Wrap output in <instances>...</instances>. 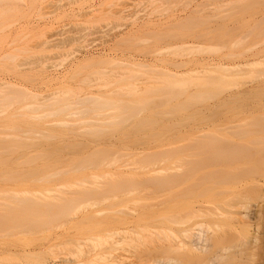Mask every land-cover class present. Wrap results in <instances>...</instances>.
I'll list each match as a JSON object with an SVG mask.
<instances>
[{
    "label": "bare ground",
    "instance_id": "1",
    "mask_svg": "<svg viewBox=\"0 0 264 264\" xmlns=\"http://www.w3.org/2000/svg\"><path fill=\"white\" fill-rule=\"evenodd\" d=\"M7 2L10 1L0 0V24H3L2 26L11 21L10 18H8L10 15L9 12L12 9H15L13 5V8L7 5L8 9L6 10L4 5ZM198 6H200V3L197 7ZM16 9L19 10V8ZM250 9H253V6L248 10ZM5 13L9 15L5 16ZM213 17H215V14L212 18L211 16H205L202 22H205V25L209 22L211 23L214 21ZM205 19H211L212 21L210 20L206 23ZM215 21L218 22L217 20ZM2 26L1 28H3ZM187 26H183V29H178V32L174 35H182L186 33L184 32L185 29L193 30V28H195L193 25H190L189 27ZM209 32V34L212 33V31ZM1 34L2 33L0 32V35ZM206 34L209 35L206 32L204 35L202 34V36L198 35L197 38H204L206 37ZM4 39L5 36L3 37L2 34V37H0V58L2 57L0 60V68H3V66H6L7 68L8 63L5 59L13 60L17 58V56L15 57L12 56V54L7 53L8 49H3L5 43ZM238 43L240 46V42ZM235 44L237 45V43ZM203 46L195 47H197L199 51H202L205 50V48H202ZM4 47H6V44ZM171 47L172 48L169 46L166 47L165 54L163 50L164 47H159L160 49L156 48L157 50L148 48L151 52L144 54L141 62L133 64V66L146 68L151 72L163 71L164 73L161 77H157L158 75L156 74L155 77L153 73L148 74L153 75L152 77L154 78L149 76L148 79H151L149 80V83L147 82L148 80H146L147 85L144 84V87L138 85L135 76L138 77L137 81L141 79V76L140 74L138 75L135 73L134 75L131 71L132 69L129 70L132 76L129 74L130 72L127 71V78L122 77V79L119 78V80H109L108 76H106L107 78L104 80H106L107 83L109 82L110 85H114L115 88L111 89L110 93H99V95L96 96L89 94L82 96L79 92H75L72 89H66L55 99H37L33 94L17 90H12L9 93H2L1 89L12 87L13 84L9 81H3L0 84V114L2 115V112H5V116H0V233L10 235L16 233V229L35 231L39 228L48 229L65 223H71V225L74 224L77 226L79 223L74 220V217L81 212V222L79 224L80 226H78L83 232L85 231V234H87L86 230L89 231L90 233L88 232V235L90 236H93L97 230H107V227L110 230L112 228L115 230V228L117 229L118 226L122 224L119 226L122 228L124 221L126 224L129 223L127 220L129 217H127V215H121L122 212L125 213L124 210L113 208L116 216L113 214L112 210L111 215L106 213V217H104L105 215L103 218L101 217L102 221L99 217H96L95 219V216L97 215L96 212H100L101 210L94 209L93 211L88 212L83 210H85L87 206H91L92 201H97L101 198L106 199L110 196L121 195L126 191L132 192L135 190H145L151 194L164 196L166 200H163V202L165 201L167 204L164 203L166 204V207L164 206L165 208H163L164 211L161 209L158 211L142 212L140 216H138L142 218H140L139 221L141 220L144 222L146 218H148V220L151 218L149 222H161L152 225V227L161 224L163 225L160 229L156 226V230L153 227L154 231H151V226H148L149 228L151 227L150 229L148 227L146 228L151 231L150 233L147 230L149 236L151 234V239L149 236L147 237V235H143L142 232H139L145 228L139 231L136 230L135 232L138 231L137 233L130 232L129 230L130 233H135L132 234V236H138L136 237V239L138 238V241L142 236L144 239H140V242H144L141 243V246L140 242L138 243L135 239L134 242L138 245L135 247L136 245L133 243L135 246L133 245L132 247L136 249L130 246L134 251L137 250L136 254L141 250L144 254L140 252V257H144L143 255H145L144 258H146L148 250L145 254L143 247L147 244H149V246L151 244V248L149 247V250L151 251L147 254L149 255L148 258H146L147 260L143 258L145 262L142 259V261L138 260L135 253L134 256L131 254L132 258L127 257V261H130V259L134 260L136 257L139 264H142V262L146 263L147 261V264H247V262L250 261V258L251 262L254 261L253 256L257 260L256 255L258 257V254L264 251V205H258L259 209L256 208L257 210L251 213L247 212V208H250L247 203L251 199L255 200L254 197H256V200L260 203L261 200H258V198L260 199L261 197L262 199V197H264V182L261 181L263 175H261V177L258 176L261 174V172L260 174L258 173L260 168L264 171V143L261 146V141L263 142L264 140H261V138V141L256 140L260 145L259 143L258 145H255L256 142L252 140L256 136V131L258 133L259 129L260 131L262 128L264 129V119L261 118L260 121L259 118L255 120L242 118V121L239 123H235L233 120V123L231 122V124L233 125L235 123L238 127L233 125L232 128L231 125H229L225 129L223 126H220L223 125V123L218 124V122H216L214 124H218L219 126L215 125V127L214 124L213 126L211 124V126H208L210 129L207 127L209 132L206 131L207 128H203L204 125L201 126L208 134H212L213 129L216 130L217 128V130H219L221 127V131L219 130L220 133L214 130L215 132L213 135L216 134V137L213 136L214 138H210V134L208 135L206 132L203 134L201 133V135L204 136L201 137L199 134V131H201L199 129L201 127L199 128L198 126V130H195L199 135L197 136L195 131L193 133L197 137L193 136L191 130H189V134H191L189 135L190 139L187 137L188 139H186L185 143L180 144L181 146L173 147L171 145H173L174 142L171 141V144L168 143L172 147L171 148L168 144H165L167 143L166 136L168 135L173 138L170 139L168 137L170 140H175L174 138L176 137L170 135L176 131L177 127L174 129L172 126L166 125V128H160L162 127L161 123H163V120L160 118L163 119L165 113L186 111L193 105V103L203 99H210L212 96L218 95L222 89L229 87L234 83L232 81L233 79L231 81H227L228 77L225 79L226 76H228V72L225 71H229V74L232 71H245L247 68L256 64L257 61L254 58L259 54L261 55V53H259L260 51H257V49L252 54L250 53L249 55L244 56V59H236L235 61H233L235 58L232 61H226V58L224 59L223 57V59H184L181 57L186 53H183V51H185L184 49L186 48V51L188 50L187 48L195 50V48H193L194 46L187 47L186 43H183L180 45L177 44V47H175V44L174 46L171 45ZM252 48L253 47L250 49ZM194 50L187 52L192 53ZM247 50L246 52H248ZM246 52H240V55L241 53L245 55ZM175 56H180L181 58ZM4 62H6V64H4ZM191 63L197 66H203L204 68L184 70V68ZM216 69L224 71L225 73L220 72L219 74L221 75L218 77L210 75L193 76L192 78H189L188 76V78L186 77V75H190L192 72L200 73L202 70H209V73L210 71L214 73V70ZM223 74H225V76H223ZM129 75L132 79H128L130 78ZM109 78L111 79V77ZM234 84H236V82ZM140 88H143V90L140 91ZM193 88H195L196 91H191ZM263 96L264 93H254V95L237 94L232 95L231 99H261ZM29 98H32L30 100L34 101V105L31 107H27L23 104V102ZM155 99H159L161 102L158 101L156 102L158 104H156L154 102ZM179 99L184 100L181 101ZM174 100L178 102L172 105ZM15 103L20 104L21 109H25L26 111L23 113L15 111V113H9L7 107L10 108ZM47 107L52 109L48 113L52 114L55 119L44 120L48 113L42 112L46 111ZM6 110L8 111L7 115ZM143 110L147 111L148 114L146 113L147 115L137 118L138 115H141V111ZM77 113H82L83 115L74 119V124L79 125L74 128L73 124L66 119V114L75 115ZM93 118H96V122H94ZM135 118L137 119L134 120V122L133 119ZM184 118V121L186 122L188 116H184ZM201 120V122H203L204 118H201ZM168 126L171 127V129H168ZM212 127L213 129H211ZM229 127L231 130H228ZM143 129H147L151 135H148L149 133H147V130L144 131ZM142 131L147 133L146 135L149 139L153 137L151 143L155 139H159V143L155 144L154 142H156V140L153 143L156 146L157 144L163 143L167 148L165 145V148L163 145V148L160 145L156 148L154 144V146H152L147 142L146 144H150L152 148H155L152 149L147 145L151 149L150 150L147 146V148H144L143 145L144 149L141 150L140 148L138 151L147 150L146 152L144 151L145 153H140V151L139 153L137 152L139 156L134 152H131L132 154L129 152L125 153L126 155H123L125 159L129 158V160H133H128L127 162L129 164L128 166H131L130 171L125 169L128 172H122L123 168L121 170L119 168H121L124 163H120L119 166L115 165L120 157H123L115 152L118 150L115 148L119 145L116 144V140L118 139L117 141H120L119 143L122 144L123 142L122 145H125L127 144L126 142H129V140L131 141L132 138L140 139L139 137H142L140 134ZM224 131H226V134ZM175 133L178 134V132ZM206 134V137H209L212 141L209 140V138H206L207 140H205ZM219 134H222V137H219ZM173 135L176 136L175 134ZM10 137L12 138L10 139ZM178 137H180V139L178 138L180 141L182 139L180 134ZM250 137L252 139H250ZM34 138H38L37 142H35ZM112 138L117 139L112 142ZM38 140H40V142H38ZM183 140H185V138L181 141ZM110 142L116 145L109 144ZM138 144H141V142L137 143V147L139 146ZM254 148L256 152L253 150ZM33 149L37 151L39 150L41 153H38L39 155L37 153V155H34L31 153ZM260 149L261 151L263 149L262 153L261 151L259 152ZM68 153L70 154V157ZM115 154L118 155V157H114ZM133 154L136 156L134 158L130 157L131 155L134 156ZM140 154L142 155L140 156ZM67 155L68 159H65ZM127 155L128 157H126ZM251 160H255L256 162H254L257 164H250ZM162 161L166 163V165L164 164L165 166L159 164ZM248 161H250L249 164H247ZM113 164L116 167H114V169H116L115 171L110 167L114 166ZM244 164H247L248 167L250 165H257L258 167L255 166L256 168L254 166H250L249 168L251 170L255 168L254 171H259H256V174L254 171H252V173L246 165L243 166L246 170H243L241 167ZM108 166L110 168H108ZM128 166L125 165V167ZM139 168L140 170L142 169L141 172H139ZM110 169L112 170L110 171ZM143 169L146 171L144 172ZM162 171L165 172L163 173ZM247 176L250 178L251 176L254 177L252 179L249 178V180L245 178ZM245 201L248 202L246 203ZM146 205L150 206V204ZM242 209L246 212L241 211ZM125 214H127V212ZM117 216L120 217L114 218ZM83 219L87 223L83 222ZM94 219L97 221L100 220V222H97ZM152 219L155 220L153 221ZM157 219L159 221H157ZM136 220L138 221V218ZM136 220L134 221L138 225L134 226L140 228L142 223L140 224L141 221H138L139 223H137ZM148 220L146 219L145 221L147 222ZM130 222L132 221L130 220ZM125 223L124 225H126ZM102 224H104V226ZM112 225L115 227H112ZM75 226L72 225V227ZM252 226L256 227L254 228V231H252ZM123 228V230L126 229L125 226ZM92 230L94 231L93 233ZM100 231L98 233L103 234V231ZM129 232L124 235H128L130 239L132 238L131 240H134V237H132ZM98 233H95L96 239L99 237L97 235ZM90 236L85 238L91 239L90 241H92L94 236L93 238ZM100 237H103V235ZM126 237H123L125 241L123 238L121 241L123 240V244L124 242H127L125 244L129 246L128 243L133 241H130V239V242L126 241L128 240ZM103 238H105V236ZM107 238H105L106 242L109 240V238L108 240ZM96 239H93L91 243L93 248L104 245L105 241L99 243ZM33 240L34 238H29L26 239L25 242L29 243ZM94 240L95 244L96 241L98 242V246H95L93 243ZM2 241L6 242L8 239L4 238L1 242ZM116 241L119 243V240ZM78 245L80 246V244ZM92 245H89V247L84 245L81 246L89 249ZM81 246H76V248H81L80 250L83 253L86 248L82 250ZM138 246L142 249L139 250ZM93 248L91 249L93 250ZM78 249L76 251L80 254ZM88 249L84 251V256L87 253L91 255L93 251H96L94 249L89 252L90 250L88 251ZM120 249L121 248H119V250ZM70 251L75 255L76 251L72 252L73 249H70ZM249 251L252 253L254 252V255ZM256 251L259 253L256 254ZM130 252L132 251L130 250ZM96 254L98 255V253ZM96 254L93 256L98 258ZM246 254H248V257ZM262 255L263 254H259V257L261 258ZM101 256L102 254L99 255V257ZM150 256H152V258ZM149 257L151 259H149ZM260 258H258V260ZM120 259L122 258H119L118 262L115 259L116 262L113 261V264L127 262L124 260L125 258L122 260ZM93 260L91 261L93 262ZM105 260L107 261L106 257ZM255 261L252 264H264L260 260L259 262ZM66 262L69 263V261ZM92 262L90 263L92 264ZM95 262L93 263L95 264ZM126 264H135V262L131 261Z\"/></svg>",
    "mask_w": 264,
    "mask_h": 264
},
{
    "label": "rangeland",
    "instance_id": "2",
    "mask_svg": "<svg viewBox=\"0 0 264 264\" xmlns=\"http://www.w3.org/2000/svg\"><path fill=\"white\" fill-rule=\"evenodd\" d=\"M9 1L11 3L7 2L4 5L6 10L8 9L7 5L12 8L14 6L15 9L19 8V10L12 9L9 12L12 17L9 14L5 13V16L9 15L8 18H10L11 21H9V23L7 24H4V26H2L3 24H0V30L4 29V30H1L0 32L3 34V37L5 36L4 45L6 44V47H4L3 45V49L4 48L5 50L8 49L7 53H10L12 54V56H15V57L17 56V58L13 60L5 59L7 60L6 62L8 63L7 68L6 66L5 67L3 66L4 64H6V62H4V64L2 65L3 68L2 67L0 68V84L3 81H9L13 84L12 87L3 88L4 90L1 89L2 93H9L12 90H17L20 92H26L29 94H33L35 95V97H37V99H55L64 90L72 89L75 92H79V94L82 96H85L86 94L96 96V95H99V93H110V90L115 88L114 85L112 86L109 84V82L107 83L106 80H104L105 78H107L106 76H108L109 80H117V79L119 80V78L122 79V77L127 78L128 77L126 76V74H128L127 71L131 69H132L131 71L133 72V74L134 73L138 75L140 74L141 79L137 81L138 77L135 76L136 77L135 80L140 87H144L145 85H147L146 80H148L147 82L149 83V80L151 78H154L152 77L153 75H148V74L153 73L154 75L155 74L158 75L157 77H161L164 75L163 71L151 72L150 70L148 71L146 68H140L138 66H133L134 63L141 62L143 60L144 54H148V52H151V50H148V48L157 50L156 48L164 47L163 50L165 54L166 47L169 46L170 48H172L171 45L174 46L175 44V47H177V44L180 45V44L186 43L187 47L194 46L193 48H195V50L192 48L190 49L187 48L188 49L187 51H190L191 49L194 50L192 53H190L192 50L190 52H187L185 48L184 49L185 51H183V53L185 52L186 53L183 56H181L184 59H187V58L188 59H197V58L220 59L223 57L224 59L226 58L225 59L226 61H232L234 58L235 59L233 61H235L236 59L237 60L238 59L240 60L242 58L244 59V56H247L250 53L252 54L254 51L258 49L257 51H260L259 53H261V55L259 54L258 56L254 58L257 61L255 65H253L250 68H247L245 71H242V72L232 71L229 74V71H225V72H228V76H226L225 79H227V77H228L227 81H231L233 79L232 81L234 83L236 82V84L232 82L233 84H231L229 87L222 89L218 95L212 96L210 99H203V100H199L196 103H193V105L186 111H182V112L179 111L175 113H172V112L165 113V115L163 116L164 118L163 119L160 118L161 120H163L162 121L163 123H161L162 127L160 128H163L166 125H170L174 129L176 127L178 128V129L176 128V131L173 132V134H175L176 136H174L173 134L170 135V136L176 137L174 138L175 140H170L173 138L169 137L168 135L167 136L164 135L167 137V138L165 137L167 139L166 141L167 143H165L164 141L163 142L167 145L168 143L172 141L174 142L173 145H171L173 147V146H179L180 144L186 142V139H188L187 137L191 135L189 134V130H191V133L193 136L197 137L200 134V136L202 137L203 135H201V133L203 134L206 131L209 132L208 130L210 128L208 126H211V124L213 126V124L216 122H218V124L223 123V125H220V126L221 127L223 126L225 129L229 125H231L232 128H233V125L238 127L235 123L241 122L242 118L254 119V120L259 118L260 121H261V118L264 119V96L261 99H256V98L231 99L232 95H237V94L238 95H248V94L254 95V93H264V4H263L264 0H262V3H261V0H9ZM199 3H200V6L197 7ZM251 4L253 6V9L248 10L250 7H252ZM214 14H215V17H213L214 21L211 22L212 24L210 22L207 23L211 19L210 20L205 19L207 23L206 25H205V22H202L205 16H211L212 18ZM219 17L220 18L222 17L223 19L221 18L220 20ZM215 20H217L218 22H216ZM190 25L195 26V28H193V30L185 29L184 30V32H186L185 34L174 35L176 32H178L177 31L178 29L182 28L183 26L189 27ZM1 26L3 28H1ZM209 31H212V33L209 34L210 33ZM206 32L209 35L206 34L205 35L206 37H204L205 39L203 37L197 38L198 35L202 36V34L204 35ZM2 34L0 35V37H2ZM238 42H240V46ZM235 43H237V45ZM195 46L197 47L203 46L202 48H205V50L199 51L198 48ZM251 47H253L252 48L253 50L250 49ZM196 50L198 51L195 52ZM246 50L248 52L249 51L251 52L248 53L246 52ZM244 51L246 52V54L244 53L245 55L242 54ZM240 52H242L241 55H240ZM152 53H153V50H152ZM170 53H171V50H170ZM175 57L181 58L180 56H175ZM195 68L202 69L204 67L197 66L191 63L190 65L186 66L184 70H187V69L193 70ZM208 71L209 70L207 71L202 70L200 73L192 72L190 75H186V77L188 76L189 78L190 77L192 78L193 76L195 77V76H204V75L218 77L219 75H221L219 74L220 72L225 73L224 71H219V69L214 70V73L211 71L209 73ZM129 74L132 76L131 72ZM149 76L151 78L148 79ZM223 76H225V74H223ZM109 77H111V79ZM128 79H132V78L130 77ZM140 89H139L140 91L143 90V88H140ZM191 91H196V89L193 88ZM30 99L32 98L27 99L25 102H23V104L27 107L33 106L34 101L33 100L31 101ZM179 100L182 101L184 99H179ZM158 101L161 102V100L159 99L154 100L155 103ZM176 102L178 101L174 100L172 105L175 104ZM144 105H147V104H144ZM8 108L9 107H7V110L9 111V113H12V112L13 113L15 112L23 113L26 111L25 109L22 110L20 104L18 103H15L9 109ZM7 110H6L7 112L6 115L8 114ZM51 110L52 109L50 107H47L46 111L42 113H48ZM146 113L147 111L145 110L141 111V115L140 116L138 115L137 118L138 117L140 118L148 114ZM2 115L5 116V112H2ZM2 115L0 114V116ZM82 115H83L82 113H77L75 115L66 114V119L69 120V122L72 123L73 127L75 128V127H78L79 125L74 124L75 123L74 119H77ZM184 116L185 117L188 116L187 118L188 120L186 119L187 120L186 122L184 121L185 120ZM137 118L133 119V121L136 120ZM201 118L202 119L204 118L203 122H201L202 121ZM49 119H55V117L52 114L48 113V115L44 118V120L46 121ZM95 119H94V122H96ZM233 120L235 121V123L232 125L231 122L233 123ZM165 122L166 124L164 125ZM218 124H214V126L215 125L219 126ZM198 126L199 128L203 126L204 129L207 127L209 129L207 128V130L205 131L201 127L202 129L200 128L199 130L201 131L203 130V131L202 132L199 131L200 133L198 132L199 134H197L196 130H198ZM169 128L171 129V127L168 126V129ZM211 129H213V127ZM229 129L231 130L230 127L228 128V130ZM146 130L147 129H145L144 131ZM214 130L215 129H213V131L211 130L212 134L209 133L210 138L213 136L216 137L215 136L216 134L213 135L215 131L218 133H220L221 131V130L220 131L217 130V128L215 131ZM144 131L140 133L142 137L138 136L140 139L132 138V140L131 141L129 140V142H126L127 144L125 145H122L123 142L122 144L119 143L120 141H117L118 140L117 138H116L117 140L112 138L113 139L112 142L116 140V144L117 145L119 144V145L117 148H115L112 145L111 146L115 148L116 150L118 149L115 152L122 156L128 152L130 154H132L133 152L135 154H138L139 151L140 153H143L144 151L146 152L147 149L144 151H141V150L144 148H147L148 147L147 145H149V147L152 148L150 144L154 146L156 143H159L158 141L159 139L158 140L155 139L156 142H154L155 140L154 141L152 140L155 144L153 142L151 143V139H153V137L151 136L152 138L150 137L151 139H149L148 136L146 135L147 133H149L148 135H151V133L148 130H147V133ZM194 131H195V134H197V136L193 134ZM175 132H178V134ZM224 132L226 134V131ZM218 133H217V136H218ZM179 134L182 139L185 138V140H183L184 142L181 141L182 139L179 141L180 139V137H178ZM207 134L205 135V140L209 138V137H206ZM168 137L170 139H168ZM219 137H222V134H219ZM11 138L12 137H10V139ZM38 138L36 139L34 138L35 142H37ZM210 138L209 140L212 141V139ZM254 138L252 139L250 137V139L256 142L255 145H258L259 142L257 141L264 140L263 139L264 129L262 128L261 131L259 129L258 133L256 131V136ZM26 140H29V139H26ZM38 142H40V140H38ZM112 142H110L109 144L116 145ZM139 142H141V144L143 142L144 143L142 145L138 144L139 146L137 147V143ZM147 142H149L150 144H146ZM263 143L264 141L263 142L261 141V146ZM170 144H168V146H170ZM143 145H144V148H143ZM159 145L162 147L163 143L157 144L158 147ZM149 147L148 149H150ZM140 148L141 150L138 151V149ZM253 150L255 151V148ZM260 151L261 149L259 150V152ZM31 153L34 155H37L38 153H41V151L39 150L37 151L33 149ZM68 155L70 157L69 153ZM68 155L67 157H65V159H68ZM141 155L142 154H140V156ZM116 156L118 157V155L115 154L114 157ZM135 156L136 155L134 156L131 155L130 157L134 158ZM137 156H139V154ZM123 157H120L119 161L117 162L118 164L116 163L115 165L119 166V164L120 163L122 164L123 162L124 164L119 169L121 170L123 168L122 172L124 171L126 173L127 170L130 171L131 166H128L129 164L127 163L129 158L125 159V157L124 158ZM126 157H128V155ZM131 160L133 159H130L129 161ZM254 161L251 160V162L248 161V163L247 162L246 163L249 164L250 162V164H254L256 162ZM159 164L166 165L164 161H162ZM247 164L242 165L241 169L243 168V170H246L244 169L243 166L246 165V167H248ZM115 165L110 166L114 171L116 170L114 169ZM125 165L128 167H125ZM250 166L253 167L254 165H250ZM255 166L258 167L257 165ZM110 167L108 166V168ZM249 167L248 169L251 170ZM255 168H253V170H251L250 172L254 171ZM112 169H110V171ZM259 170H258L259 172L257 170L256 171L259 174L261 172V174L260 175L257 174V175L260 177L261 175H263L261 177L262 178L261 181L264 182L263 180L264 171H262V168H260ZM141 171L142 169L139 172ZM143 171L145 172L146 170L143 169ZM256 171H254L255 174H256ZM162 172L164 173L165 171H162ZM253 177L254 176H251L250 178L249 176H247L245 178L252 179ZM254 198L255 200L250 198L251 199L249 201L250 203L248 201H245L246 203L247 202L249 203V204L247 203V205L248 207H250L249 209L247 208V212L252 213L253 211L259 209L258 205L259 206L261 204L264 205V202H263L264 197H262L263 200L261 199V197L260 199L257 197L258 200H261L260 203H258L259 201L256 200V197ZM163 200H166V199L162 195L151 194L150 192L145 191V190L143 191L135 190L132 192L126 191L121 195L110 196V197H107L106 199L101 198L100 200L92 201L91 206H87V208H85V210L83 211L88 212V211H93L94 209L101 210L100 212L99 211L96 212L97 215L95 216V219L96 217L103 218V216L106 213L111 215L113 208H117V210L118 209L124 210L125 213L127 212V214L122 212L123 214L121 213V215H125V216L127 215V217H129L128 219L126 217V219L128 220L130 224L129 223L126 224L125 221L124 223L126 225H124L123 223V227L124 226L126 227L125 230H123L124 229L123 227H122L123 229L119 227L122 224L118 226V228H121L122 230L118 228L117 229L115 228L116 231L113 230L112 227L115 224L112 225V227L110 226L112 228L111 230L108 229V227H107V230H104V231L101 230L103 231V234L101 233L100 234L103 235V237L105 236V238L107 237L109 238V240L107 238V240L109 241V242L107 241L108 243L105 241V238L100 237L101 235L98 233L100 230L96 231L98 233L97 235L99 236L98 237L99 240H98V238L96 239V234H95L96 232L94 233L93 235L94 238H93V236L88 235L90 233L89 231L86 230L87 234H85V231L83 232L79 228L82 212L79 214H76L77 218L74 217V220L78 221L79 226L78 225L75 226L74 224H72L73 226H75V227H72L71 223H65L59 226H53L48 229L39 228L35 231H25V230L23 231V229L22 230L16 229L15 230L16 233L10 234V235H5V234L0 233L1 240L4 238L8 239V241L6 242H3V241L1 242L0 240V264H43V263H46V264H91L90 262H92L91 260L93 259H95L97 262L96 263L95 260H93L95 264H108V263L113 264L114 263L113 261L116 262L117 260L118 262L119 258H122V259L125 258L124 260L127 261L126 258L127 257L132 258V256H134V253H135V256L137 255L138 260H141V259L143 260L145 255H143L144 253L140 250L142 248L138 246L140 252L143 253L142 255L144 257H140L141 256L140 252L136 254L137 250L134 251L132 249L134 248L132 247L134 244L136 245V246L134 245L135 247H137L138 245L134 242L136 237L138 236L135 237L134 235L132 236V234H135L139 230L145 228L139 232H142L143 235H147L148 237L149 236L148 233L149 232L151 233V231H154L153 227L155 228L156 226H158V228L160 229V227L163 224L156 225L153 227L152 225L159 224L161 222L156 223L154 221L155 219L154 220L152 219L154 221L153 223L149 222L151 218L150 220L146 218L148 220L147 222L145 221L146 219L144 220V222H142L141 220L140 222L139 219L141 217H138V216H140L142 212L158 211L161 209L162 211H164L163 208L166 207L167 202L165 201L163 202ZM146 204H150V206H147ZM241 206L243 207V205ZM114 211L115 210H113V214H115ZM241 211H243V209ZM104 217H106V215ZM118 217L120 216H117L114 218H118ZM130 217H133V218H130ZM102 218H101V221H102ZM137 218L140 224L142 223L141 226H144V227L140 226V228H138V226H134V225H138L134 221ZM130 220L132 222H130ZM82 221L86 222L84 221V219ZM98 221L100 222V220ZM138 221L136 220L137 223H139ZM157 221L159 220L157 219ZM102 225L104 226V224ZM103 226H102V229H103ZM148 226L152 227L151 231L146 229ZM253 226H252L253 228L252 231H254L255 230L254 228H256ZM129 230L130 232H135L136 230L138 231L135 233H130ZM93 232L94 231L92 230V233ZM128 232L131 234L132 237H134V240H131L132 238L130 239L128 235H124L126 233L128 234ZM87 236H90L93 239H96L99 243L100 242L103 243L105 241L106 244L104 243L103 246L100 245V247H95V246H98V242L96 241V244H95V240H94L93 243L95 244L94 246L95 248H93V245L91 244L93 239L92 241H90L91 239L85 238ZM123 237H126V239L128 238V240L126 241H129L130 239V241H133V242L128 243L129 246H127L125 244L127 242H124V244L122 243L123 240L125 241ZM29 238H32V239L34 238V240L30 241L29 243L25 242V240ZM122 238L123 240L121 241ZM140 239L139 241L137 240L138 243L140 242ZM116 240H119V243ZM142 242L143 241L140 242V246ZM78 244H80V246L84 245L86 247H89V245H92L89 249L84 246L83 247L81 246V247H82V250L84 248L88 249V251L90 250L89 252H91L92 250L91 248H93V250L95 249L96 251L92 250L93 254L91 253V255H89L87 253L88 256L87 254H85L84 256L83 253H85L84 251H86V249H84L82 253L80 250L81 248L78 249V247H80ZM76 246L78 247L76 248ZM144 247H143L144 249L143 251L146 254V251L148 250L147 251V254H148V252L151 251L149 250L151 248V244L150 246L149 244H147ZM119 248L121 249L119 250ZM70 249H73L72 252L78 249L80 251V254L76 251L77 253L75 252V255H74V253H71ZM130 250L132 252H130ZM94 252L98 253V255ZM249 252H248L249 255L250 253L254 255V252L253 253L252 252L249 253ZM99 253L102 254L101 257H99L100 255ZM258 253L259 252H257L256 254ZM94 254H96L98 258L100 259L95 258L93 256ZM131 254L133 255L131 256ZM147 254H146V258H148L149 256ZM248 254H246L247 257H248ZM259 254L260 255L263 254L262 257H264V251ZM259 254H258V257L256 255L257 260L255 259L254 256H253V260L254 261L256 260L257 262H259L260 260L264 263V258L261 257L262 258L261 260V258L259 257ZM105 257L107 261L105 260ZM150 257L152 258V256ZM150 257L149 259H151ZM101 258H104V259H101ZM258 258L260 259L258 260ZM135 259L134 260L130 259V261H127L125 263L123 262V263L126 264L128 262L130 263L131 261L132 262L134 261L136 264L139 261ZM66 261H69V263H67ZM143 261L145 262V260ZM254 261L251 262V258H250V261H248L247 264H250V263L252 264L254 263ZM93 262L92 264H94ZM144 262H142V264H147L148 261L146 263ZM158 264H161V263H158Z\"/></svg>",
    "mask_w": 264,
    "mask_h": 264
}]
</instances>
